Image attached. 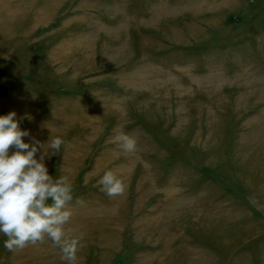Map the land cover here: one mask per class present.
<instances>
[{"label":"rangeland","instance_id":"374dc122","mask_svg":"<svg viewBox=\"0 0 264 264\" xmlns=\"http://www.w3.org/2000/svg\"><path fill=\"white\" fill-rule=\"evenodd\" d=\"M10 111L65 141L46 163L73 186L72 264H264V0H0ZM3 239L0 264H69Z\"/></svg>","mask_w":264,"mask_h":264},{"label":"clouds","instance_id":"9594fccd","mask_svg":"<svg viewBox=\"0 0 264 264\" xmlns=\"http://www.w3.org/2000/svg\"><path fill=\"white\" fill-rule=\"evenodd\" d=\"M10 111L0 115V235L3 247L14 251L42 241L45 236L58 246L62 259H75L79 239L66 230L71 211L73 186L67 175L49 172L47 160L61 150L60 135L40 140L21 128L22 120ZM47 128V127H45ZM116 139L126 152L135 149V140L120 133ZM97 183L108 196L124 191V183L106 170Z\"/></svg>","mask_w":264,"mask_h":264},{"label":"bare ground","instance_id":"6f19581e","mask_svg":"<svg viewBox=\"0 0 264 264\" xmlns=\"http://www.w3.org/2000/svg\"><path fill=\"white\" fill-rule=\"evenodd\" d=\"M1 2H2V1H1ZM44 3H45V2H44ZM50 3H51V2H50ZM52 3H53V2H52ZM55 3H56V2H55ZM1 4H2V3H1ZM4 4H5V3H4ZM46 4H48V3H46ZM45 6H46V5H45ZM48 6H49V5H48ZM48 6H47V7H48ZM42 7H43V6H42ZM50 7H51V6H50ZM50 7H49V8H50ZM43 8H45V7H43ZM45 9H46V8H45ZM40 10H41V8H40ZM44 12H46V11H44ZM42 13H43V12H42ZM35 15H36V14H35ZM39 15H40V14H39ZM41 15H42V14H41ZM44 15H45V13H44ZM37 16H38V14H37ZM7 18H8V17H7ZM7 18H6V19H7ZM3 22H4V21H3ZM6 22H7V21H6ZM67 45H68V44H67ZM56 54H57V53H56ZM58 54H59V53H58ZM60 56H62V55H60ZM72 59H73V58H72ZM55 60H56V59H55ZM73 60H74V59H73ZM73 60H72V61H73ZM47 61H48V60H47ZM60 65H61V64H60ZM63 68H64V67H63ZM85 107H86V106H85ZM80 110H81V109H80ZM78 114H79V113H78ZM84 114H85V113H84ZM73 115H74V114H73ZM85 115H88V114H85ZM94 115H96V114H94ZM82 116H83V115H82ZM82 116H81V117H82ZM73 117H74V116H73ZM83 117H84V116H83ZM87 117H89V116H87ZM67 118H68V117H67ZM65 119H66V118H65ZM83 119H84V118H83ZM81 120H82V119H81ZM94 120H95V118L93 119V121H94ZM89 123H92V122H89ZM96 123H97V122H96ZM82 125H83V124H82ZM84 125H85V124H84ZM90 125H91V124H90ZM93 125H95V124H93ZM86 126H87V125H86ZM96 126H97V125H96ZM83 127H84V126H83ZM91 127H92V126H91ZM91 127H90V128H91ZM90 128H89V129H90ZM96 128H97V127H96ZM92 130L95 131V129H92ZM92 133H93V132H92ZM90 134H91V132H90ZM86 138H87V137H86ZM84 139H85V138H84ZM80 142H81V140H80ZM82 143H83V142H82ZM70 144H71V143H70ZM77 144H78V143H77ZM75 146H76V145H74V147H75ZM68 147H69V146H68ZM70 148H71V147H70ZM75 149H77V147H76ZM82 149H83V148H82ZM66 150H67V149H66ZM71 150H72V149H71ZM71 152H72V151H71ZM71 152H69V153H71ZM75 152L78 153L77 151H75ZM81 152H82V151H81ZM62 153H63V152H62ZM73 153H74V152H73ZM76 153H75V154H76ZM256 153H257V152H256ZM256 153H255V154H256ZM77 155H78V154H77ZM78 157H79V156H78ZM78 157H72V158L70 159L69 157L65 156V158L63 159V165H62V166H63V172L66 173V170H69V167L72 166V165H70V164H71V161L74 160V163H75L76 160L79 159ZM77 158H78V159H77ZM128 158H129V157H128ZM130 159H131V158H130ZM130 159H129V160H130ZM69 160H70V161H69ZM77 162H78V161H77ZM124 163H125V162H124ZM120 164H121V163H120ZM252 164H253V163H252ZM68 165H70V166H68ZM126 165H127V164H126ZM118 166L121 167V165H118ZM67 167H68V168H67ZM74 167H75V166H74ZM122 167H123V166H122ZM126 167H127V166H126ZM126 167H125V169H126ZM75 169H76V168H75ZM113 170H115V169H113ZM113 170H112V171H113ZM116 170H117V168H116ZM118 170H119V169H118ZM120 170H121V169H120ZM255 170H256V169H255ZM125 171H127V169H126ZM145 171H146V170H145ZM124 175H125V174H124ZM124 175H123V176H124ZM68 177H69V176H68ZM125 179H126V178H125ZM125 179H124V180H125ZM145 181H146V180H145ZM144 187H145V186H144ZM144 187H143V188H144ZM173 190H174V189H173ZM167 195H168V194H167ZM176 196H177V195H176ZM174 203H176V202H174ZM171 204H172V203H171ZM171 204H170V206H171ZM176 204H177V203H176ZM179 204H180V203H179ZM205 208H206V207H205ZM185 210H186V209H185ZM201 210H202V209H201ZM204 211H205V210H204ZM206 211H207V210H206ZM184 212H185V211H184ZM188 212H189V211H188ZM193 212H194V211H193ZM195 212H197V210H196ZM200 212H201V211H200ZM182 214H183V213H182ZM189 214H190V213H189ZM189 214H187V215H189ZM193 214H194V213H193ZM184 215H185V214H184ZM207 215H208V214H207ZM207 215H206V216H207ZM120 216H121V215H120ZM181 216H182V215H181ZM204 217H205V216H204ZM207 217H208V216H207ZM117 218H118V217H117ZM179 218H180V217H179ZM181 218H182V217H181ZM196 218H197V217H196ZM209 218H211V217H209ZM194 219H195V218H194ZM111 220H112V219H111ZM120 220H121V219H120ZM191 220H192V219H191ZM118 221H119V220H118ZM78 222H79V221H78ZM96 222H97V220H96ZM109 222H110V221H109ZM109 222H108V223H109ZM87 223H88V222H87ZM111 223H112V222H111ZM120 223H121V222H120ZM176 224H177V223H176ZM71 225H72V224H71ZM87 225H88V224H87ZM69 226H70V225H69ZM74 226H76V225H74ZM94 226H95V225H94ZM96 226H97V225H96ZM106 226H107V225H106ZM110 226H111V225H110ZM118 226H119V225H118ZM78 227H79V226H78ZM81 227H82V225H81ZM176 227H177V226H176ZM71 228H72V226H71ZM89 228H90V226H89ZM89 228H88V229H89ZM91 228H93V227H91ZM117 228H118V227H117ZM143 228H144V227H143ZM69 229H70V228H69ZM69 229H68V230H69ZM75 229H76V228H75ZM177 229H178V228H177ZM97 230H98V228H97ZM73 231H74V229H73ZM73 231H71V232H73ZM86 231H87V229H86ZM88 231H89V230H88ZM91 231H92V230H91ZM95 231H96V230H95ZM156 231H157V229H156ZM176 231H177V230H176ZM82 233H83V232H82ZM84 233H85V232H84ZM175 233H176V232H175ZM95 235H96V234H95ZM85 236H86V235H85ZM99 236H100V235H99ZM174 236H175V235H174ZM82 238H83V236H82ZM82 238H81V239H82ZM98 239H99V238H98ZM80 241L82 242V240H80ZM89 241H90V240H89ZM97 241H98V240H97ZM87 243H88V242H87ZM80 244H81V243H80ZM80 244H79V245H80ZM88 244H89V243H88ZM90 244L92 245V243H90ZM90 244H89V245H90ZM77 251H78V250H77Z\"/></svg>","mask_w":264,"mask_h":264}]
</instances>
